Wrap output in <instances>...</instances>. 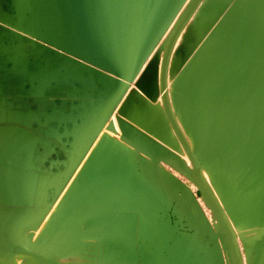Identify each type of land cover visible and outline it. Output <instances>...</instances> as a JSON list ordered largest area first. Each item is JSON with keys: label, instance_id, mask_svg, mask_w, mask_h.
Listing matches in <instances>:
<instances>
[{"label": "rangeland", "instance_id": "rangeland-1", "mask_svg": "<svg viewBox=\"0 0 264 264\" xmlns=\"http://www.w3.org/2000/svg\"><path fill=\"white\" fill-rule=\"evenodd\" d=\"M235 1H239V3L235 4ZM191 2L192 0H187L181 11L184 7L186 10ZM17 4L19 5V0H0V99L4 103V109L24 113L34 112L38 116L41 132L47 130L49 126L51 130L54 129L57 132H62L66 126V129L74 130L72 141L74 144H77V135L84 125L83 119L87 113L93 111L92 99L95 97L100 83L96 77H86L88 76L87 73L83 77L70 74L65 56L71 57V55L59 50L57 46L46 41L43 37H37L34 33L35 25L32 24L35 11L32 10L29 3L22 4L21 8ZM43 24L40 27H43L42 31H45L46 26L45 24L43 26ZM183 29L186 37L179 41V48L176 52L177 58L180 61L178 62L179 74L181 78H184L183 80V78L179 77V88L182 86L183 89L181 87V90L178 89L180 91L177 92L176 90L177 93H181V95L178 94V97L181 98H179V103L176 105L178 115H180L182 120L184 119L192 125L194 137L201 140V146L204 149L205 147L209 149V156L207 158L210 161H217L219 167L222 168L224 165H227V163H224L225 161L233 160L234 149H239V159L235 161L236 167L233 169V172L235 171L236 176L245 174L248 177H257L258 180L254 182V186L264 190V0H203L197 7L192 20L187 22ZM232 39L233 44L231 43ZM161 41L157 46L155 56L152 57L147 68L131 86L128 95L114 113L116 117L120 116L121 118L119 127H124L133 134L139 132V127L134 121L132 123L129 117H134V112H138L139 115L136 113V116L138 115L137 118L144 116L145 122L151 120L150 114L145 112L146 108L148 109L150 105H156L158 102L156 96L151 94L150 87L156 81L158 75L162 53ZM214 49L216 52L213 51ZM242 49L245 51L243 52ZM195 51L196 53L193 57ZM218 59L221 60L220 64L214 66L215 64L213 63H219ZM224 61L231 65L225 66L228 70H225L221 65L222 62L223 66L225 65ZM210 63L213 66H210L212 65ZM191 64H193L194 68L193 76L190 74L192 73ZM209 68L210 70L212 68L211 74L209 73ZM245 68L248 70H245ZM187 69L189 71L186 72ZM39 70L50 72L51 74L54 72L52 76L56 77L50 78V82L40 88L39 80L33 78L35 74H42V72H37ZM218 70L223 73H219ZM213 72L214 74L212 75ZM215 72H218L219 75L221 74L222 79L220 78L221 76L219 78L223 80L221 81L222 83L219 81L218 87L216 86L217 88L215 87L214 80H218V74ZM226 72L227 74H225ZM237 72L244 75L239 74V76ZM27 73H29L31 78ZM187 73L189 74L186 76L188 78L185 77ZM237 75L242 77L238 78ZM209 76H216L217 78L208 79L210 78ZM189 77H191V80ZM192 77L195 80L197 79V81H193ZM31 79L34 81L36 89L33 88ZM173 79L177 80L174 76ZM188 80L189 82H187ZM201 82L203 85L209 84V87L204 85L205 90L204 87H199V84H202ZM221 84H225V88ZM140 86H142V89H139ZM212 92L213 94L225 95V97L220 98L221 96L218 97L219 95L215 96V98H212V96L208 97L207 94H212ZM257 95L261 98L255 99ZM94 106L97 107V104ZM50 136V139L55 144L60 143L58 139H63V137L59 138L56 136L54 138L52 135ZM229 142L233 144L231 152L225 150ZM258 143H260L259 146H257ZM107 149L106 146L101 148L104 155ZM127 149L130 150L129 148ZM59 151L60 148H56L53 151L46 145L41 153L40 161L50 162L51 164L53 161L63 160L64 154ZM70 156L74 157L75 153L72 152ZM250 162L251 165L249 164ZM253 162H259V164L252 165ZM50 164L46 163L44 169L53 170V165ZM79 171L81 173L83 171L87 172L86 169L82 171L77 169L75 173L77 174L76 182L78 183H76L74 189L68 190L72 192L71 195L74 198V200L71 198L69 201L70 203L73 201L72 204L74 205H78L80 202L78 193L81 194L80 191L82 189H86L87 194L94 190L91 186L92 183L87 178L80 181ZM224 171L227 172L226 167H224ZM85 173H82V175ZM178 175L176 180L179 185V181L184 182L185 177ZM215 179L218 181V177L215 176ZM221 183L219 181L218 184L221 185ZM195 185H192L191 189L188 187L186 189L189 195L187 206L193 211L194 215L204 218L209 217L210 220L214 221L216 219L214 213L211 211L206 199L202 196L201 189ZM183 193L184 189L178 186L175 197L179 198V195L182 196ZM71 195L69 194V197ZM85 197H87L86 202L87 200L89 202L88 196L85 195ZM63 198L60 201L57 213L62 212ZM60 207L61 209H59ZM174 208L175 202L171 201L168 206V215L165 218V225L169 226L168 228L174 226L177 221L173 213ZM104 210H107V207ZM104 212L98 213V216L103 215ZM81 215V222H83L85 218H83V213ZM73 219L75 220L77 217ZM78 219L77 221L80 223V219ZM154 224L157 223L154 222L153 218L137 217L135 221L136 239L143 234V230H148ZM73 226L75 227L76 223ZM77 227L79 228L80 224ZM77 227H75L76 230ZM72 229L74 235L77 234V238L81 230L83 231L81 228L78 229L79 231H75L74 228ZM84 229L89 231L91 227L87 224ZM177 235V233H174V237H172L175 239ZM77 238L75 237V239ZM98 241L95 237L87 238V242L90 245L88 244V254L80 256L82 264H106L103 254L95 248V244Z\"/></svg>", "mask_w": 264, "mask_h": 264}, {"label": "bare ground", "instance_id": "bare-ground-1", "mask_svg": "<svg viewBox=\"0 0 264 264\" xmlns=\"http://www.w3.org/2000/svg\"><path fill=\"white\" fill-rule=\"evenodd\" d=\"M202 1L203 0H201V2ZM26 3H29L32 10L35 11L34 19H32V24L35 25V29H34L35 34H38L39 36L44 37L47 40H50L51 42L55 43L58 47H60L61 49L71 54L78 55L82 58L90 60L93 63L99 66H102L104 68L113 69V68H119V66H121L120 67L121 70L126 71V72L131 69L133 62H134L133 60L135 57L133 55L134 52L132 48L129 47L128 43L125 44V41L122 42V40L119 39L121 37L119 34V27L117 25V23L119 22V18H120L119 0H19L20 8L23 6L22 4H26ZM178 3H179V0H154V5L152 8L151 14L147 18V24H146V28L144 32L147 42H149L158 33V30L161 27V24L163 23L165 18L168 17L174 11ZM96 4H98L101 7L98 13H96V10H95ZM196 10L197 8L195 9L193 14L189 18V21L192 20V17L194 16ZM185 11L186 10L184 7V9L180 12V14L175 18L169 30L164 35L163 40L161 41L162 53H161V60L159 62L160 64L158 68V75H157L156 81L150 87L151 94L156 96V100L158 102L156 105L149 104L150 106L148 107V109L146 108V111H145L146 113L150 114V118L152 119L148 120L147 121L148 123H147L144 121V116H139V118H137L139 115L138 112H134L135 113L134 117L130 118L131 121L132 122L134 121V123L137 124V126L139 127V132H137L136 134L134 133L133 135L137 137L140 140V142L122 140L121 130L119 128L118 122L115 118V115L111 114L109 121L112 122L113 129L109 130L107 123L100 129L95 142L90 147V149L88 150V153L86 154L80 166L78 167V170H81V171L83 169L84 170L86 169L87 172L83 175V179L86 180L85 178H87V180L90 181V183H92L91 186L94 188V190L91 189L92 191L91 192L88 191L89 193L87 194V190L82 189L80 191L81 194L78 193V195L80 196L79 197L80 202L78 203V205L72 204L73 203L72 201V203L68 204L67 206L68 208H67L63 204L62 212L57 213L56 211L58 210V206H60L59 204H60L61 199L65 196V194L71 195L72 192H69L68 190L71 191V189H74L76 187V183H78L76 182L77 174L75 173L71 177L65 190L61 193L60 197L54 202L51 210L49 211L45 219L41 222V224L37 228L33 236V239L26 246V248L24 249V252H29V251L33 252L45 264H82L80 262L81 260L80 255L82 252L81 251L82 241H87V238H92L95 236L94 234L89 233L90 230L88 231L84 229V227L87 226L88 224V226L91 227V230L94 231L95 225L102 224L103 220L106 219V211L108 210V206L111 205V201H112L111 188L117 189L118 192L120 191L126 192L132 189V186L128 180H121L120 178V167L122 165L120 167L117 165L119 164L117 163L118 160H115L112 157V154H110V156L108 157L103 156L102 154L103 151L101 152V148L105 146L114 151L120 150L119 153L124 152L123 157L125 159V163L127 162L131 163L134 160H137L139 162L145 161L151 166H155L156 168L158 167L166 168L174 175L177 173L183 176L181 172H178L177 170L173 169L167 163H165L159 156L149 151L143 145L144 143L150 146L155 151L161 153L165 157L175 162L179 167H181L187 173L188 176H183L185 177L184 184L186 187L190 188L192 185L196 184L202 190L201 184L199 182V178L202 180L207 191L209 192L210 196L215 202L218 210L220 211L230 234L235 236L234 243L237 249L240 251L242 264H245V260L241 252V241L249 233V231L240 230V227H239L240 221L236 213L235 207L232 201L230 200V198L226 196L225 194L226 193L225 191L229 187L227 184V181L224 180L223 184L221 185L218 184L219 182L215 179L216 168H215L214 161H210V159L204 156V147L201 146L202 145L201 140L198 139L197 137H194L195 135L191 127L192 125H190V123H188L186 120L184 119L182 120L180 118V115H178V109L176 105L179 103L178 102L179 98H181V97H178V94L181 95V93H177V92L181 90L180 88L182 86L179 88V77L181 78V76L179 74V70H180L179 63L177 64L175 61L176 59L174 58V52H175V49L179 41L186 37L185 36L186 33L184 32V29H182L179 32V34L177 35L171 47V50L168 56L166 71H165V91L163 92L161 90V62L165 55L169 38L175 31L178 24L180 23L181 18L183 14L185 13ZM21 14L23 15V13ZM20 22H21V19H20ZM42 23H44L46 26L45 31H42L43 27L42 28L40 27ZM224 39L226 38L224 37ZM232 42H233V39L231 43ZM242 50L243 52L245 51L244 49ZM213 51H215V49ZM256 55L258 54L256 53ZM217 61H219V63H213L215 64L214 66H216V64H220L221 62V60L219 59ZM147 62L148 60L145 62V65L147 64ZM227 63H225V65L223 66V62H222L221 64L222 67L225 68V66L229 65ZM213 64L210 66H213ZM145 65H143L141 70L145 67ZM68 68H69L68 70L70 74L74 76L85 75L84 69L77 64L68 63ZM230 69L229 71H231ZM174 70H176V72L174 73L175 75H173ZM191 70H192V73H190ZM191 70L188 73L192 74L191 76H193V73H194L193 64H191ZM208 70H210V68ZM211 70L209 72L210 74L212 72ZM222 70L224 71V69ZM225 70H228V69L225 68ZM239 70H235V71H239ZM245 70H248V69L245 68ZM187 71L189 70L187 69L186 72ZM221 72L219 71V73ZM188 73L187 75H185V77L189 75ZM215 73L218 74V72H215ZM213 74L214 72L212 73V75ZM225 74H227V72ZM239 74L241 73H238V75ZM241 75H244V74H241ZM45 76L46 75H44L43 77V73L35 74L33 78L36 80H39V85H42L45 79ZM173 76L174 78L175 77L177 78L176 81L175 79H173ZM199 76L201 77V75ZM239 76L238 78L242 77V76L241 77ZM52 77H56V76L54 75L52 76L50 74L51 79ZM209 77L210 78L208 79H211V78L213 79V77L217 78L216 76H213V77L209 76ZM219 77L222 79V75L218 74V80L217 79L214 80L215 87L216 86L218 87L219 81L220 82L223 81ZM189 78L191 80V77ZM100 81H101L102 89L98 91V96L101 94H104L107 97L106 98L107 100L102 101V99H99L98 103L101 106V108L96 109L95 114H92L90 117L87 118L88 122H87V125L85 126L83 136H81V140L83 143L85 142L84 134L87 135V137L92 134V131L96 127V120L103 118L104 114L107 112L108 106L110 105L109 99L116 96L118 89H119V84H117L112 78L111 79H100ZM193 81H197V79L196 80L194 79ZM187 82H189V80ZM199 85H200L199 87L201 86L204 87L205 84L203 85L202 83ZM208 85L209 84L205 86H208ZM221 85L225 88V84H221ZM221 85L220 87H222ZM129 86H132V83H130ZM184 88L186 87L184 86ZM204 90H205V87H204ZM163 94L166 96L167 105H168L170 114L173 118V121L178 131L181 134L184 144L179 138V136L177 135V132L175 131L173 124L169 120V117L167 115L164 102H163ZM207 96L208 97L212 96V98H215V96H218V97L221 96L220 98L225 97V95H220L216 93L213 94V92L212 94H209V95L207 94ZM256 98L260 99L261 97L257 95L255 99ZM136 113L138 114L137 116H136ZM259 144L260 143H258L257 146H259ZM232 146L233 144L229 142V144H227V146L225 147V150L228 151V150L233 149ZM127 148H129L130 150H128ZM173 171L176 173H174ZM201 194L206 199L207 204L210 206L211 211L213 212V209L209 203V200L207 199L203 190ZM85 195L88 196L89 202L88 200L86 202L87 197H85ZM70 197H72V195ZM72 199L74 200L73 197ZM227 204L232 205L235 211V214H236V218H237L236 221H233L231 216H229L226 210ZM105 207H107V210H104ZM59 209H61V207ZM101 209L103 210L101 211ZM66 210H69L70 212H67ZM103 211L105 212L100 217L95 216V214L103 212ZM82 213H83V218H85V220L83 219V222H81ZM75 216L77 217V219L80 217L79 218L80 220L78 219L80 223L77 221V219H75L76 220L75 222V220L73 219V218H76ZM59 218L66 219V221L69 222L70 225H75L76 223L75 227H77V225L79 226L80 224L79 228L83 229V231L81 230V233L78 234L79 237L76 240H73L71 244L70 243H66V244L58 243L59 240L63 239V237L61 238L60 231L58 229H54V225H57L59 223ZM207 220L209 221V225L211 229L210 234L215 235V239L211 244L215 243L218 245L223 261H224V264H235L228 237L223 231L219 221L217 219L212 221V220H209L208 218ZM49 223L53 224V229H54V230H51V235L48 238L49 241L53 243V247L46 248L43 246L36 245L34 243L36 236L44 235L47 229V225ZM59 225L61 224H58L57 226ZM75 227L73 226L72 228H74V230L77 231L79 228L77 227V230H76ZM70 230H73V229L70 228ZM13 264H27V263L23 260V257H21L19 260H16Z\"/></svg>", "mask_w": 264, "mask_h": 264}, {"label": "crops", "instance_id": "crops-1", "mask_svg": "<svg viewBox=\"0 0 264 264\" xmlns=\"http://www.w3.org/2000/svg\"><path fill=\"white\" fill-rule=\"evenodd\" d=\"M178 48L174 54L176 58ZM3 108L4 103L0 99V264H9L10 253L22 249L33 234L45 189L41 190L43 174L35 168L33 159L39 146L34 137L39 133L17 119L8 121L13 114H8ZM119 151L108 148L104 155L101 150L104 157L112 154L119 161L117 165H122L120 178L128 180L132 189L118 192L111 188L112 201L106 211V219L95 225L94 231L90 230L99 240L95 248L103 254L106 264H224L217 244L203 246L211 233L209 221L194 215L187 206L189 195L184 182L179 181L178 185L176 174L145 161L125 163L124 152ZM233 152V160L224 162L227 163L224 165L227 172L213 160L216 177L221 184L227 181L229 187L225 194L235 207L240 230L249 231L241 241L245 264H264V232H253L259 229L258 226H264V190L254 186L257 177L235 175L233 169L240 150L234 149ZM235 156L237 158L234 159ZM178 186L184 189V193L176 198ZM171 201L175 202L173 213L177 221L168 228L165 218ZM137 217L153 218L157 223L143 230L138 239L135 236ZM174 233L178 234L175 239ZM75 237L77 234L74 235V231L67 227L59 243L71 244ZM88 244L82 241L80 256L88 254Z\"/></svg>", "mask_w": 264, "mask_h": 264}, {"label": "water", "instance_id": "water-1", "mask_svg": "<svg viewBox=\"0 0 264 264\" xmlns=\"http://www.w3.org/2000/svg\"><path fill=\"white\" fill-rule=\"evenodd\" d=\"M186 2H187V0H179L177 7L174 9V11L168 17L165 18V20L161 24V27L159 28L158 33L149 42H147V39H146L144 32H145V28H146V24H147V18L151 14V11H152V8L154 5V0H119L120 18H119V22L117 23V25L119 27V34L121 36V37L119 36L120 37L119 39L122 40V42L125 41V44L128 43L129 47L132 48V50L134 52L133 55L135 56V57L133 56L134 57L133 65H132L131 69L128 70L127 72L121 70V68H120L121 66H119V68H113V69L104 68L102 66H99L90 60L82 58L78 55L71 54V53L61 49L55 43H53L50 40H47L46 38L43 37L46 41L57 46L59 50L69 53L71 55V57L65 56L67 64L70 63V64H77V65L81 66L84 69V74L87 73V75H88V76H86V75H83V76H86L88 78L96 77L100 83V87L97 89V93H96L95 97H93V99H92L93 111L91 113H87V115L83 119L84 125H83V129L77 135L78 136L77 144L73 143L72 131L69 128L66 129V126L64 127L62 132L61 131L57 132L54 129L51 130L50 126L47 128V130L41 132L39 129L40 123H39L38 116L34 112L24 113V112L12 111V110L3 108L4 109L3 111H6L8 114H13L12 115L13 117H11L10 119L8 118V121H10L12 119L13 120L17 119L19 122L23 123L25 126H28L29 128L33 127L35 129L34 130L35 133H39L38 137L37 136L34 137V138H36L39 146L34 152L33 159L36 162L35 168H37V170L41 174H43V177L41 179L43 186H42L41 190L45 189L44 201L41 202L42 208L40 210V214H39V218L37 220V223H36L35 227L33 228V234L28 238L27 242H25L22 249H18V250L12 251L10 253V255H9L10 263L9 264H13L16 260H19L21 257H23V260L27 264H45L36 254H34L33 252H30V251L24 252V249L30 243V241L33 239V236H34L37 228L39 227L41 222L45 219V217L47 216V214L51 210L54 202L60 197L61 193L65 190V188H66L67 184L69 183L71 177L74 175L75 171L78 169L82 160L84 159V157L88 153V150L90 149V147L95 142L100 129L106 123L108 124L109 130L113 129L112 122L109 121L110 115L115 113L116 109L121 105V103L123 102L125 97L128 95V92L131 88V86H129V84L132 83V85H133L137 81V79L140 77V75L143 73V71L147 68L148 64L152 60V57L155 56V52L157 50L158 44L160 43V41L162 40V38L164 37V35L168 31V29L170 28V26L172 25L175 18L179 15V12L181 11L182 7L184 6V4ZM200 2H201V0H192V2L189 4L188 8L186 9L185 13L183 14L180 23L178 24L175 31L173 32V34L169 38L168 46H167L165 55L163 57V60L161 62V90L163 92L165 91V71H166L168 56H169L171 47H172L177 35L186 26L187 22L189 21V18L191 17V15L195 11V9L198 7ZM236 3H239V1H235V4ZM100 8L101 7L98 4L95 5L96 13H98L100 11ZM120 29H121V31H120ZM35 35L37 37H41L38 34H35ZM196 51L194 52L193 57L195 56ZM147 60L149 62L141 70V68L143 67V65H145V62ZM175 61L177 64H178V62H180L179 60H177V58ZM176 68H177V66H176ZM37 72H42L43 77H44V74H46L45 79L43 81V84L40 86V88H41L45 84H48L50 82L49 80H50V74L51 73L46 72V71L44 72L42 70H39ZM175 72H176V70L173 71V74ZM32 73H35V72H32ZM27 74L29 75V73H27ZM29 77H30V75H29ZM77 77H81V76H77ZM111 78L117 84H119L118 92H117L116 96L109 99L110 105L107 108V112L104 114L103 118L96 120V127L92 131V134L88 137H87V135L84 134L85 142L83 143L81 140V136H83L85 126L87 125V122H88L87 118L90 117L92 114H95L96 109L101 108V106L98 103L99 99H102V101L107 100L106 99L107 97L104 94H101L98 96V91L102 89L100 79H111ZM31 81L33 83V88L36 89L34 81L32 79H31ZM139 89H142V86H140ZM163 102H164L165 110L167 112L169 120L173 124L175 131L177 132V135L179 136V138L181 139V141L184 144V141L181 137V134L178 131V129H177V127L173 121V118L170 114V111H169V108L167 105L166 96L164 94H163ZM96 104H97V107L94 106ZM18 115H20L21 117H18ZM116 120H117L118 125H119V121H121L120 116L116 117ZM129 120L131 121L130 117H129ZM120 130H121V139L122 140L140 142V140L137 137H135L133 135V133H131V131L127 130L124 127L120 128ZM50 135H52L54 138H56V136H58L59 138L63 137V139L62 138L58 139L60 143L55 144V143H53V140L50 139V137H51ZM46 145L48 148H50L53 151L56 150V148H60L59 152H63V154H64L63 160L53 161L51 163L53 165L52 166L53 170H51V171L44 169V165L46 163L50 164V162H45V161L41 162L40 161L41 160V158H40L41 153L43 152V148L46 147ZM143 145L149 151H151L154 154H156L157 156H159L170 167L177 170L178 172H181L183 174V176H188L187 173L181 167H179L175 162H173L169 158L165 157L161 153L155 151L150 146H148L144 143H143ZM206 151H207V147H205V149H204V152H205L204 154H205V157L207 158L209 156V152L207 151V156H206ZM72 152L75 153L74 157L70 156V154ZM82 173H85V172L83 171ZM82 173H80V175H79V178L81 179L80 181H83V175L84 174L82 175ZM199 182L201 184V188H202L204 194L206 195L207 199L209 200V203L213 209L215 218L219 221L223 231L225 232V234L228 237L235 264H242L240 251L237 249V247L234 243V237L235 236L230 234L220 211L218 210L215 202L213 201L212 197L210 196L209 192L207 191L204 183L202 182V180L200 178H199ZM69 203H70L69 194H65V196L63 198V204L67 207ZM226 210H227L229 216H231V218L233 219V221H236L237 218H236V214H235V211H234L232 205L227 204ZM66 211L70 212L69 210H66ZM58 224H61V226L58 227L57 225H54V229H58L60 231L61 238L63 237L64 230H66L67 227H70L71 229L73 227V225H70L69 222L66 221V219H62V218L61 219L59 218ZM62 225H63V228H62ZM257 228H259V229L255 230L253 232H257V233L264 232V226H262V227L258 226ZM54 229H53V224L49 223L47 225V229H46L44 235L36 236L34 243L36 245L43 246L46 248L53 247V243L51 241H49L48 238L51 235V230H54ZM214 239H215V235L209 234L207 236V238L205 239L203 246H205V247L209 246L214 241ZM59 242H60V240H59Z\"/></svg>", "mask_w": 264, "mask_h": 264}]
</instances>
